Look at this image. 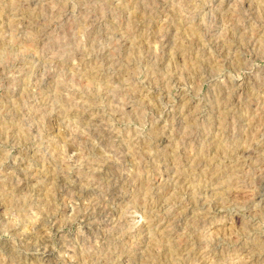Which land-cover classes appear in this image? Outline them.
I'll list each match as a JSON object with an SVG mask.
<instances>
[{"label":"rangeland","instance_id":"1","mask_svg":"<svg viewBox=\"0 0 264 264\" xmlns=\"http://www.w3.org/2000/svg\"><path fill=\"white\" fill-rule=\"evenodd\" d=\"M0 264H264V0H0Z\"/></svg>","mask_w":264,"mask_h":264},{"label":"bare ground","instance_id":"2","mask_svg":"<svg viewBox=\"0 0 264 264\" xmlns=\"http://www.w3.org/2000/svg\"><path fill=\"white\" fill-rule=\"evenodd\" d=\"M78 194V193H77Z\"/></svg>","mask_w":264,"mask_h":264}]
</instances>
